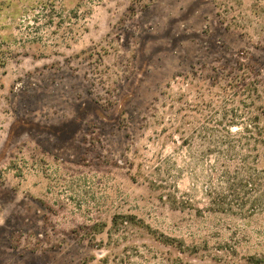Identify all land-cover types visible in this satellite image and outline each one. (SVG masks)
<instances>
[{
	"label": "rangeland",
	"instance_id": "obj_1",
	"mask_svg": "<svg viewBox=\"0 0 264 264\" xmlns=\"http://www.w3.org/2000/svg\"><path fill=\"white\" fill-rule=\"evenodd\" d=\"M245 66L264 105V0H0V264L264 255V213L175 209L132 179L171 150L170 113L219 108Z\"/></svg>",
	"mask_w": 264,
	"mask_h": 264
},
{
	"label": "trees",
	"instance_id": "obj_2",
	"mask_svg": "<svg viewBox=\"0 0 264 264\" xmlns=\"http://www.w3.org/2000/svg\"><path fill=\"white\" fill-rule=\"evenodd\" d=\"M251 72L245 66L240 75L220 85L225 91L219 108L213 100L203 99L204 107L195 104L182 115L178 110L170 113L162 129L161 146L165 149L172 142L171 150H153L145 163L137 164L139 169L132 179L143 177L175 209L244 218L264 213V165L260 164L264 105L257 104L262 92ZM127 162L135 164L134 160ZM184 178L188 182L181 187ZM120 217H114L116 226ZM129 219L136 221L135 216ZM161 237L166 242L176 241ZM248 261L264 264V255H250Z\"/></svg>",
	"mask_w": 264,
	"mask_h": 264
}]
</instances>
